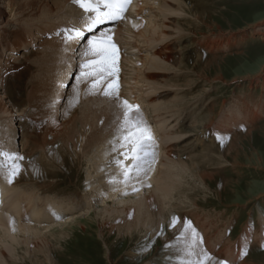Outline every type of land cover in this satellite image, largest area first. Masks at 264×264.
I'll use <instances>...</instances> for the list:
<instances>
[{"label": "rangeland", "instance_id": "obj_1", "mask_svg": "<svg viewBox=\"0 0 264 264\" xmlns=\"http://www.w3.org/2000/svg\"><path fill=\"white\" fill-rule=\"evenodd\" d=\"M152 1L150 0V2ZM187 1L193 7L192 12L186 6L184 8L186 12L180 10L173 16L180 23L190 24L189 31L173 29V36L184 35L178 38V45H186L182 51L186 55L200 56L199 69L201 72L196 74L187 69L166 70L159 75V78L165 77L175 86H160L154 93L158 96L156 101H153L152 104H147V101H144L147 105L143 109V115L153 119V122H157L156 126L154 125L155 131L151 133L153 136L151 142H155V148H157L159 136L165 137L163 135L172 131L170 129L178 128L182 121L188 123L187 125H194L208 120L211 116L207 111L214 106L211 124L202 131H189L180 140L185 145L184 157H190L195 166L192 171L182 172L179 175V185L176 188L173 201H175V206L182 207V209L171 213L177 219L182 218L185 224L190 222L191 227L198 233V237L202 238V240H197L199 247L206 250L211 257L219 261H226L227 264H239L247 259L264 264V242L261 238L264 231L260 230L258 234H253L252 238L243 240L244 233L247 231L256 233L257 228H260V221L264 220V81L258 83L247 81L252 80L258 73H264V0ZM71 2L74 3L73 0ZM71 2L69 3L71 8L64 11L63 19L67 21L65 22L69 27L76 28V24L86 13L76 3L72 4ZM140 4L142 7H139L137 11V20L139 19L138 21L142 24V20L147 19L146 17L149 18L151 11L148 9L149 4L143 6L141 0ZM77 11L79 12L77 13ZM195 12L201 13L203 19L196 18ZM63 19L60 18L59 22L64 21ZM38 29L39 27L33 26L28 41L33 39ZM246 30H251L249 36L243 34ZM214 31H223L228 34L223 35L222 38L220 36V39L216 38L217 40L215 39L214 42H210L211 38L206 41L199 35ZM121 37L125 39L124 35L117 39L120 40ZM226 38H229L231 42L224 43ZM130 39L133 40V38ZM130 39H127L129 45L125 44V47L132 46L130 44H135L137 47L140 45L139 52L135 53V59H140L144 53L150 52L153 46L158 45V43H151L146 46L139 37L133 42H130ZM47 41L45 47H38L34 42H31L30 45L21 42L18 50L4 56L7 39L0 33V91L5 95L6 104L8 103L14 113L15 139L17 138L18 141L13 144L7 143L10 141L9 138L6 143L1 145L8 147L16 144V148L23 145L24 154H27L28 157L18 161L22 168L26 163L39 164L40 161H43V155L40 157L42 153L39 150L40 142L37 139L32 143L29 142V134L36 130L38 125L50 123L49 120L54 118L56 109L62 108L64 93H69L67 104L76 101L75 106L79 105L83 97L86 96L96 95L99 98L109 99L111 96H105L102 93L103 89L113 81L119 83L120 77L123 76V56L117 55L116 75L110 77L107 82H102L94 91L91 86L92 78L80 77L81 65L85 59L91 58H86L83 55L87 48L86 44L79 55L83 61H77L76 67L71 69L68 80L66 79L67 82L65 81L68 88L60 89L63 65L65 64L62 61L68 59V54L73 49L70 48L72 44L66 49L67 43L62 38L47 39ZM219 41L229 45L217 48L216 44ZM169 43L170 46H174L173 42ZM222 43L220 42V44ZM127 55L124 54L126 57H134L131 54ZM212 58L215 59L210 62L209 60ZM46 71H49L48 74L45 73ZM218 74L225 81L240 78L242 85L241 83H225L218 80L211 81L210 78H215ZM133 91V94L138 93L136 90ZM160 94L163 95L159 96ZM146 97L147 95H143L142 99H146ZM165 99L170 103L160 102ZM158 102L163 104L153 108L152 105ZM237 106L238 111H243L242 117L238 118L235 125L231 124L230 118H227L225 122L221 120L226 109ZM139 107H143V105H139ZM226 116L233 118V115L230 114ZM220 122L225 123L223 131L212 134L211 130ZM152 128L151 124L153 131ZM247 129H252L251 133L249 135L238 134L235 139L236 148L226 151L230 135L242 133ZM109 137L86 153H83L81 149L77 155L73 156L74 159L69 155L67 149L60 150L63 156L61 165L50 162L51 166H48V173L46 172L47 175L44 176L23 177L24 171L18 170L19 174H16V178L12 177L11 182H8L7 171L0 169V180H5L6 184L9 183L11 186L6 193V199L9 201L5 202V206L1 203V212L9 210L7 204L13 202L14 198H16L15 201L22 199L21 192H27L35 193L41 200H45V198L48 201L58 198L65 199L63 201L66 202L60 206L63 212L56 214L57 216L49 211L46 212L49 215L47 216L43 210H46L43 204H41L42 206L37 205L40 208L35 207L44 213V215H40L39 219H47L44 222L45 225L60 224L74 216L81 217L78 221L68 223L65 229L62 228L68 234L60 237L59 240H51L50 247L36 248L35 253H31L30 256L19 249L17 257L20 259L16 258L15 264H179L182 259H195V257L186 256V245L192 242L189 239L192 238L190 229L183 227L174 235L168 234L165 241L148 234L147 231L138 232V229L132 230V232L130 230V217L132 216L121 209L120 203L131 200L132 204L126 205L134 208L133 203L137 202L138 194L154 191L155 183L150 180V175L146 176L139 172L140 175H145V177L143 176L145 180H149L143 186L144 189H140L139 185L135 184L136 181L135 183L131 181L134 177L137 181L142 177H138L135 171L132 172L133 176L130 174L131 178L126 181L121 164L124 161H128L129 166L132 164V160L126 159L123 155L126 151H131L132 145L122 146L125 145V141L120 139L119 135ZM50 144L54 147L50 146L52 149L59 147L58 142ZM153 148L152 145L150 152L153 151L155 156H158V150ZM100 155L104 158H99ZM45 160L48 161V159ZM118 161L122 163H118ZM153 162L156 163L155 160ZM150 165L148 163L144 167L149 169ZM94 168L95 170L100 169V173H96ZM110 172L116 176L107 183V186L117 184L119 188V184L124 182L123 186L127 187V190L120 195L118 189L114 198L110 196L112 192L102 195L97 193L93 198L96 200L92 201L93 184L91 181L95 176H108ZM199 173L202 175L206 173V175L201 178ZM133 185H135L133 188H129ZM180 191L184 192L180 193ZM258 196L261 197L256 198ZM192 201L197 203V206H194ZM50 205L51 203L48 202L47 206ZM69 208L72 210L71 212H69ZM85 211H89V213L84 214L85 216L82 218L80 214ZM27 213L30 216L34 212L31 213L30 210ZM169 224H171L170 221L167 225L169 226ZM255 235L257 236L255 237Z\"/></svg>", "mask_w": 264, "mask_h": 264}, {"label": "bare ground", "instance_id": "obj_2", "mask_svg": "<svg viewBox=\"0 0 264 264\" xmlns=\"http://www.w3.org/2000/svg\"><path fill=\"white\" fill-rule=\"evenodd\" d=\"M70 2L71 0H0V33H2L3 36L7 39V44L4 49L5 51L4 56L9 55L15 50H18L21 42L25 43L26 45L28 43L30 45L31 42H34L38 45V47L40 46L45 47V43L47 39L53 40L55 38L56 39L62 38L65 42V34L62 32V30L70 29L71 27H69L68 24L66 23L67 21L63 19V13L65 10L68 11L71 8L69 6ZM141 2L143 6L149 4V7L148 6L147 7L149 11H151L149 13V18L146 17L147 19L142 20L143 23L141 21L142 24H140V21H138L139 19L135 21H131L134 17V13L137 14L139 7H142L140 2L138 3V1L136 0H133L132 6L129 8V12L132 13L133 11V16H130L131 17L130 20L126 19L123 25L121 21L117 23V26H114L113 23L109 22V24H107L106 26L103 24L98 25L92 32H88L85 28V23H86L85 17L86 15H90L88 13L84 14L82 19L76 24V28L83 30L84 36L79 41L73 40L66 42L67 43L66 49L67 47L70 46V44H72L70 48L72 47L73 49L68 54V59H66V61H62V63L65 64L63 65L64 70L62 73L63 76L62 80L61 82L59 81L60 89L67 87L65 81H67L66 79L68 78L71 69L73 67L74 68L76 67L77 61L80 60L83 61V59L79 58L80 57L79 55L82 53L83 46L87 44L88 39H91L92 36H99L101 32H105L107 33V35L116 34L117 38H119V36L124 35L125 39L129 40L130 38L128 34H131L135 40H137L136 39L137 37L143 40L141 42L143 43L145 42L146 46L150 45L151 43L154 44L158 43V45L153 46L150 52L148 51L144 53L141 58L138 56L140 59H135L136 56L134 55H133L134 57H130V56H129L130 58L126 57L124 56L125 53L122 51L121 55L123 56V62H122L123 76L122 78L120 77L121 81L119 80L118 83V85L120 86L119 98L108 97L109 99H105V98H99L96 95L86 96L83 97L79 105L75 106L76 101L69 102V104H67L69 100V93H64L65 98L63 97L64 101L62 104V108L58 110L56 109V112H54L55 113L54 118L52 119L50 117L52 119L49 120L50 123L47 122L45 124L38 125L36 127V130H34L33 132L30 131L31 133L29 134V142L31 141L32 143L36 141V139L38 142H40L39 150L42 152L40 157L43 155L42 156L43 161L42 162L40 161L39 164L26 163L23 166V168L20 167L19 170L24 171L25 174L23 177L25 176L28 177L29 175L33 177L47 175L48 173L47 169H49L48 166L50 165L49 164L50 162L60 163L61 165V162L63 161V156L60 153V150L67 149L69 155L72 157V159H74L73 156L77 155L81 149L83 150V153L84 152L86 153L89 149H91L95 145L99 144L100 142H103L105 138L106 139L110 138L109 136L119 135V138L123 139V137L127 134V130L122 125L124 110L120 105L123 100H127L128 103L134 102L133 105L135 106H138V104L143 105V108H139V112L134 113V116H136L137 118L141 119L144 122V124L142 125L143 127H147L148 129H150L151 133L154 132L155 131L154 125L156 126L157 122L155 121L153 122L152 121L153 119L148 118V116H143L142 115L143 109L146 107L147 104H152L153 101H156V98L158 96L155 95L154 93L160 88V86L161 87L162 86L172 87V85L175 86L174 83H170V81L166 80L165 77L159 78V75L169 69H174L176 71L177 69H181V70L187 69V70H191L196 74H198L199 71L201 72V69H199L200 67L199 65L201 64L200 56L199 55L191 56L188 54L186 55L185 52H182L184 50V46L186 45L184 46L178 45V40H179L178 38H181L182 34L181 35L178 34L179 36H173L174 35L173 29H177V30L181 29V31L183 30L185 31L186 29V31H189L188 27L190 26V24L180 23L176 21V17L173 15L175 13H178L180 10L186 12V9H184L186 6L188 7V10L191 11L193 7L190 6V3L187 0H153L152 2H150V0L149 1L141 0ZM133 7H135L136 9H134ZM78 12L79 11H77V13ZM200 14L201 13H196V12L194 13L196 18H202V14L201 15ZM60 18H62L64 21L59 22ZM33 26L39 27L38 32L36 31L37 33L35 32L36 34L34 35L33 39L31 41H28V39L32 34L31 32L33 30ZM72 28L74 27L72 26ZM122 31L125 33H123ZM240 32L243 33L244 31H240ZM250 33L251 30H246L245 33L243 34L249 36ZM225 34L228 33H225L223 31H217V32L214 31V32H208L207 34L203 33L199 35L203 37L204 40L206 41L212 39L210 42H214L216 38L220 39V36L222 38V36ZM122 42L125 44L128 43V41L127 40L124 41V39L122 40ZM169 42L171 43L173 42L172 44H174V46L173 47L170 46ZM220 42L222 43V41L217 42L216 44L217 48L227 45L223 43L220 44ZM229 42H231V40L229 41V38H226V41L224 43H229ZM129 47L131 49V46ZM129 47L126 46L125 49H128ZM119 50L121 51V49L117 47V55L121 56L120 54H118ZM213 59L215 58H212L209 61L211 62ZM48 72L49 71H46L45 73L48 74ZM205 79L208 80L207 78ZM210 79L211 81L218 80V81H223L225 83L228 82L234 84L241 83L242 81V79L240 80V78L232 79L230 81H225V79L223 80L222 76L219 74L215 78H210ZM247 81L249 83L263 82L264 73L263 72L258 73V75L254 76L252 80H247ZM133 90H136V92L138 93L133 94L134 92ZM163 94H160L159 96H162ZM143 95H147L146 99H142ZM4 98L5 95L3 94L2 91H0V142H1L0 149H3L6 152L18 153L19 156L22 157V159H24L27 156V154H24V147L22 144L18 148H16L17 146L16 144L9 145L8 147L1 145L3 143H6V140L11 137L13 138L12 141H7V143L13 144L15 141H17L16 140L17 138L15 139L16 133H15V125H14L15 123L14 113H12L11 110L12 108H9V105L8 103L6 104ZM144 101H147V104H145ZM163 101L164 103L165 102L170 103L167 102L166 99L160 102ZM160 102L153 104L152 105L153 108L161 106L163 103ZM238 110H239L238 106L226 109L224 111L223 116L221 117L222 118L221 120H224L225 122L227 118H230L231 124L235 125V123H237L236 121L238 120V118L242 117L243 110L242 111H238ZM207 112L211 116V117L209 116L210 118L208 120H205L204 122L199 121L200 123L198 124L195 123L194 125H187L188 123L186 124L184 121H182V123L178 128L170 129L172 131H168L165 135H163L165 137L159 136L158 147L156 146L157 148H155L156 143L154 142L155 143L154 144L153 142H151L153 140L147 142V143H151V145H149L148 148L149 151L152 145L154 146L155 149L158 150L157 151L158 156H155V152L153 151L151 152L152 155L150 156L148 162L151 164L150 168L148 169L145 166L144 167L145 170L142 171V173L145 174L146 176L150 175L151 177L150 180L154 181L155 183L154 191L146 190L147 192L139 193L137 196L138 197L137 202L133 203L135 206L134 207L135 210L134 208L127 206L129 203H131V200L122 201L121 203L119 202L122 205L121 209L124 210L125 213L132 216L130 217L131 231L132 230L135 231L138 229H139L138 232L147 231L148 234L150 233L151 235H154V237H157L162 241H165L168 234L174 235L175 233L181 231L183 227H185L184 220L182 218L179 219L180 217L177 219L175 226H171L173 218L175 217L171 212L177 209H182V207L175 206V201H173V199L175 198L176 188L179 185L178 184L179 175L182 172L192 171L193 167L195 166L192 163V159L190 157L189 158L184 157L183 152L185 151L184 150L185 145H183L182 141L180 140H182V138H184L185 135L189 133V131H195V130L202 131L211 124L212 117L214 114L213 113L214 106H212ZM228 114L233 115L232 116L233 118L226 116ZM217 117L219 116L217 115ZM224 122L217 123L214 126V129L211 130V133L212 134L221 133V131H223L225 127L223 125L225 124ZM151 123L153 127L152 129H154L153 131L148 126V124ZM251 130L252 129H247L245 131H242V133L240 132L230 135V138L228 137L229 141L227 143L226 151H230L231 149L236 148L235 139L238 136V134L249 135L251 133ZM159 135L161 134L159 133ZM51 142H58L59 147H57L56 149H52L54 147L51 146L50 144ZM99 158H104V156L100 155ZM45 159H48V161H46ZM154 160L156 161V163L153 162ZM20 161L22 160L20 159ZM121 165L129 166L128 161H124ZM95 171H97L96 173H100V169H97ZM133 174L134 173H131L132 176ZM208 174L207 176H210ZM137 175L138 177L142 176L139 173H137ZM145 175L143 176L145 177ZM205 175L206 173H203V175L201 174L200 177L204 178ZM15 176L13 178H16ZM115 176L116 175L113 172H110L108 176L106 175L105 176L98 175V177L95 176V178H93V180L91 181V183L93 184L92 186L93 189H91L92 199L94 198V196H96L97 193L102 195L107 192H112L110 196L114 198V196L117 194L116 191H118V189L120 191V193L118 192L120 195L125 193L124 191L127 190V187L123 186L124 182L123 183L121 182V184H119L120 186L119 188L117 184L107 186V183L110 180H112ZM143 176L140 177L138 181L136 180V177H134L131 180L134 181L133 183H135L136 181L135 184L139 185L140 189L141 188L144 189L143 186L147 183V181H149L147 179L145 180ZM128 183L129 182H127V184ZM9 186L10 184L9 183L6 184L5 180L4 181L0 180V205L2 203V205L5 206V202L9 201L6 199L7 198L6 193L8 192L7 189L11 187ZM134 186L135 185L128 187L133 188ZM177 190L179 193V188ZM181 192L184 191H180V193ZM21 195H22V199L15 201L14 199L16 198H14L13 202L11 201V203L7 204V209L13 211H9V210H6L5 212L0 211V244H2V246H0V264H15L16 263L15 259L18 258L17 254L19 252V249H22L26 255L30 256L31 253H35L34 250L36 248L50 247L49 243L51 240L54 241L59 240L60 237H64L68 234V232H65L64 230L67 227L66 225L68 223L78 221L81 218V217L76 218L74 216L75 218L71 217L67 221H64L63 223L60 224L45 225L44 222L47 221V219L45 218L39 219L40 215L42 214L44 215V213L42 212V210L40 209L37 210L35 207H37V205L43 204L45 206L44 208H46V210L45 209L43 210L47 216H49L48 213H46L47 211H49L53 215L61 214L63 211L62 209H60V206L64 204L63 202H66L63 201L64 198L52 199L51 201H48L47 198H45V200L44 199L41 200V198H39L38 195H36L35 193L21 192ZM261 196H258L256 198H260ZM95 200L96 199H93L92 201ZM20 201H23V203H20ZM48 202L51 203L49 207L47 206ZM191 203L194 206H197V203H195L194 201H192ZM73 209L75 208L73 207ZM30 210L31 213L32 211L34 213L29 216L27 211L29 212ZM71 211L72 210L69 208V212ZM88 213L89 211L88 212L85 211L80 215L83 218ZM169 221L171 224H169L168 226L167 224ZM105 225H107V223H105ZM260 230L264 231V220L260 221V228L259 229L257 228L256 233L255 231L254 232L247 231L246 233H244L245 235L243 237V240L252 238V235L258 234ZM256 236L257 235H255V237ZM261 238L262 241L264 242V234ZM189 239L192 240V238ZM195 249L197 252H200L201 250L198 241L195 245ZM18 259H20V257ZM216 261L219 260L213 258L210 264H215ZM239 264H263V263L255 262L253 259H247L245 261L240 262Z\"/></svg>", "mask_w": 264, "mask_h": 264}, {"label": "snow or ice", "instance_id": "obj_3", "mask_svg": "<svg viewBox=\"0 0 264 264\" xmlns=\"http://www.w3.org/2000/svg\"><path fill=\"white\" fill-rule=\"evenodd\" d=\"M79 7H81L86 15L85 28L88 32H92L98 25H102L108 21H119L125 19L124 13L132 0H73ZM65 42L79 41L84 32L81 29H64ZM84 57H91L85 59L81 65L80 77L92 78V89H97L98 85L107 81L110 77H114L117 72V47L110 35L101 32L99 36H92L87 41V48L83 53ZM79 79V78H78ZM105 96L119 98V85L117 81L109 83L107 88L103 90ZM123 111L122 125L127 130V134L123 137L125 145L131 144V151L123 153L125 158H130L132 164L130 166L122 165L124 177L127 181L130 179V174L145 170L144 165L149 162L152 153L148 150V141L152 140L150 129L143 127L144 122L134 116V113L139 112V107L131 105L127 100H123L121 105ZM219 138V137H218ZM22 159L18 153L6 152L0 149V169H5L9 174V182L11 177H14L19 170L18 161ZM118 163H122L118 161ZM135 190V189H134ZM177 218H173L172 225L175 226ZM187 229L191 230L192 242L186 245V256L195 257V259L187 258L180 260L179 264H210L212 257L206 250L201 249L197 252L195 245L198 239V233L191 227L190 222L185 224ZM246 254V253H245ZM215 264H227L226 261H216Z\"/></svg>", "mask_w": 264, "mask_h": 264}]
</instances>
